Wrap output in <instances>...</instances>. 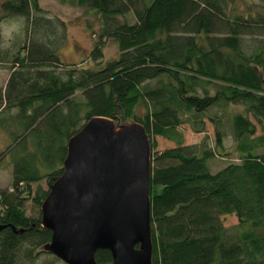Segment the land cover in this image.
Instances as JSON below:
<instances>
[{"label":"trees","instance_id":"16d2710c","mask_svg":"<svg viewBox=\"0 0 264 264\" xmlns=\"http://www.w3.org/2000/svg\"><path fill=\"white\" fill-rule=\"evenodd\" d=\"M76 2L98 17L92 65L61 58L65 23L37 0L0 3L4 16L23 18L20 37L0 42L9 70L0 86L9 143L0 155L7 151L11 167L0 188V264H56L42 248L51 233L39 209L48 187L36 182L49 186L60 174L68 137L93 115L138 121L148 136L174 142L150 154L152 264H264V0L246 13L229 6L234 0ZM244 35L253 36L250 47ZM106 39L117 54L104 59ZM205 119L213 145L205 136L183 144L179 126L201 132ZM228 135L237 160L211 171ZM32 182L30 216L23 204ZM225 214L237 219L231 228ZM94 258L111 256L97 248Z\"/></svg>","mask_w":264,"mask_h":264},{"label":"water","instance_id":"95a60500","mask_svg":"<svg viewBox=\"0 0 264 264\" xmlns=\"http://www.w3.org/2000/svg\"><path fill=\"white\" fill-rule=\"evenodd\" d=\"M150 150L138 121L86 119L41 200L40 223L51 232L42 248L67 264H99L97 248L111 256L100 264H152Z\"/></svg>","mask_w":264,"mask_h":264},{"label":"rangeland","instance_id":"374dc122","mask_svg":"<svg viewBox=\"0 0 264 264\" xmlns=\"http://www.w3.org/2000/svg\"><path fill=\"white\" fill-rule=\"evenodd\" d=\"M2 0H0L1 3ZM260 0H234L233 4L229 6L235 7L236 11L243 13L247 12L248 5H259ZM37 4L45 11L48 16H57L65 23V38L60 47L61 58L67 62L81 63L82 65H92V61L87 58V52L91 48L95 40V29L98 25V17L92 11L79 5L76 0H37ZM23 25V18L20 16H4L0 9V42L2 46L10 45L15 37H20L21 28ZM244 40L248 47L254 41L252 35H244ZM254 43V42H253ZM252 43V44H253ZM251 44V45H252ZM103 58H109L117 54L116 44L111 39H106L103 45ZM8 67L6 64H0V86H3L7 75ZM179 130L182 134V143H196L204 136L210 145H213V126L205 119L204 131L195 132L187 124H181ZM255 133H259V127L256 126ZM150 144V152L161 150L166 147L174 145L170 139L159 135L148 136ZM9 143V136L5 131L0 130V152L4 151L6 145ZM223 146L226 154H216L209 160V168L214 171L228 162H235L236 152L232 149V140L230 136H225L223 139ZM11 180V167L7 151L0 155V188L7 187ZM39 185L46 189L48 183L43 178L39 180ZM35 182L30 184V193L24 199L23 209L26 215H34L37 208L32 202L33 189ZM222 223L224 226L231 228L237 223V219L233 214L222 215ZM43 257H48L44 254ZM56 264H67L58 259Z\"/></svg>","mask_w":264,"mask_h":264}]
</instances>
